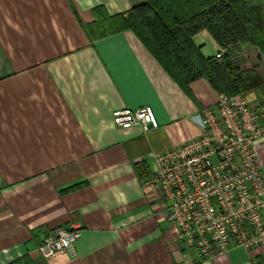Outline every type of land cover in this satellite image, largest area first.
Instances as JSON below:
<instances>
[{
  "label": "crops",
  "instance_id": "1",
  "mask_svg": "<svg viewBox=\"0 0 264 264\" xmlns=\"http://www.w3.org/2000/svg\"><path fill=\"white\" fill-rule=\"evenodd\" d=\"M140 2L0 0V264H264V247L202 259L142 184L158 154L201 134L218 93L204 76L184 88L129 28L97 34ZM192 41L223 51L207 29ZM144 105L157 128L113 124V110ZM75 226L74 257L40 256L44 236Z\"/></svg>",
  "mask_w": 264,
  "mask_h": 264
},
{
  "label": "built area",
  "instance_id": "2",
  "mask_svg": "<svg viewBox=\"0 0 264 264\" xmlns=\"http://www.w3.org/2000/svg\"><path fill=\"white\" fill-rule=\"evenodd\" d=\"M221 51L216 54L221 57ZM116 127H158L150 106L111 112ZM201 134L156 156L157 169L142 179L162 194V210L176 238L202 259L264 247V99L249 90L219 93L200 110ZM79 227H59L37 248L43 259L76 255Z\"/></svg>",
  "mask_w": 264,
  "mask_h": 264
},
{
  "label": "trees",
  "instance_id": "3",
  "mask_svg": "<svg viewBox=\"0 0 264 264\" xmlns=\"http://www.w3.org/2000/svg\"><path fill=\"white\" fill-rule=\"evenodd\" d=\"M100 22L99 35L131 29L184 88L204 76L218 94L255 90L264 99V77L238 53L251 45L264 64V0H141ZM201 29L224 50L220 58L205 57L193 43Z\"/></svg>",
  "mask_w": 264,
  "mask_h": 264
},
{
  "label": "rangeland",
  "instance_id": "4",
  "mask_svg": "<svg viewBox=\"0 0 264 264\" xmlns=\"http://www.w3.org/2000/svg\"><path fill=\"white\" fill-rule=\"evenodd\" d=\"M224 50H221V53L223 54ZM256 50L254 47H252L251 45L245 44L242 46V48H240L239 56L248 62H251L255 65H257V69L259 71V73L264 77V64L260 63L258 61V59L256 58ZM255 91V90H254Z\"/></svg>",
  "mask_w": 264,
  "mask_h": 264
}]
</instances>
